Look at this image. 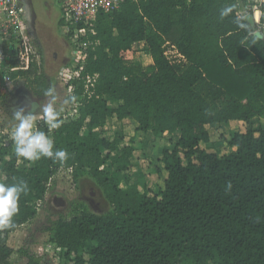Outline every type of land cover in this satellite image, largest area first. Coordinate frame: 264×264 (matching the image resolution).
Instances as JSON below:
<instances>
[{"label":"trees","instance_id":"1","mask_svg":"<svg viewBox=\"0 0 264 264\" xmlns=\"http://www.w3.org/2000/svg\"><path fill=\"white\" fill-rule=\"evenodd\" d=\"M252 4L137 0L99 15V45L73 82L75 118L60 117L59 129L37 128L69 158L28 161L0 138V183L24 180L29 187L14 226L0 230V264H11L15 254L26 264H46L29 247L16 252L7 240L37 218L51 182L70 168L75 183L88 179L102 191L110 210L96 214L75 202L51 223L46 233L63 264H264V130L252 127L264 116V39L253 43L234 22ZM224 7L232 9L228 17L220 16ZM139 43L149 65L131 60ZM168 46L183 62L166 56ZM32 58L23 63L5 46L0 70L7 67L12 80L43 96L49 86ZM10 93L0 85V103ZM114 118L155 137L179 134L163 151V188L151 192L132 182L136 148L121 134H102ZM232 122L247 129L230 136L228 152L202 147H211L210 127Z\"/></svg>","mask_w":264,"mask_h":264},{"label":"rangeland","instance_id":"2","mask_svg":"<svg viewBox=\"0 0 264 264\" xmlns=\"http://www.w3.org/2000/svg\"><path fill=\"white\" fill-rule=\"evenodd\" d=\"M35 7L37 12L36 30L42 47L41 54L44 58L45 67L43 66V69L48 76L54 79L56 73L52 69L58 65L54 55H57L61 65L71 57V51L66 44L59 24L61 5L59 0H35ZM251 7L252 5L248 9ZM30 45H27V51L26 46L22 43H14L11 45L10 50L21 53V58L27 61L29 54L32 57L35 56L33 44ZM167 56L174 64L183 62L182 57L171 46L167 48ZM131 60L135 65H149L152 62L143 43L134 45ZM73 65L74 63L69 61L66 66V74L59 79L62 99L66 96H74L73 91L70 89L74 77V71L71 67ZM6 68L0 70V85L12 93L13 86L23 82L21 80L16 83V81L10 80ZM77 106V101L64 106L61 111V118L64 120L75 118ZM7 109L4 103H0V138H3L7 144L12 142L13 151L15 152L13 131L16 121ZM41 126L47 127L43 116L38 115L36 129ZM252 127L256 130H264V116L256 118L252 123ZM246 129L247 125L237 122L210 127L211 147L209 148L205 144L202 147L222 154L226 153L228 152L227 140L230 136L236 132H244ZM102 134L111 139L116 134H121L125 138V144H132L136 148L132 159L134 167L130 172L132 182L139 183L142 190L148 188L151 192L164 187L167 174L161 161L163 151L166 148L173 147L179 139L178 133L155 137L151 133L139 132L136 123L133 121H118L114 118L110 119L105 128L102 129ZM75 202L85 203L96 214H103L110 210L102 191L92 181L82 179L77 184L74 182L72 174L66 170H61L51 182L45 201L39 203L37 218L13 232L8 237V246L16 252L23 247H29L34 253L41 256L46 264H63V254L49 242L50 234L46 233V229L60 214H66ZM11 264H26V260L15 254Z\"/></svg>","mask_w":264,"mask_h":264},{"label":"built area","instance_id":"3","mask_svg":"<svg viewBox=\"0 0 264 264\" xmlns=\"http://www.w3.org/2000/svg\"><path fill=\"white\" fill-rule=\"evenodd\" d=\"M129 1L135 2L137 0H59L61 5L60 26L71 48L70 61L74 63L71 66L74 71L73 82L80 78L90 51L99 45V41L95 39L99 15L114 13ZM246 11L248 15H252L258 26L264 24V0H253L252 7ZM257 12L260 13L259 19L256 17ZM244 13L240 12V15L244 16ZM29 39L23 0H0V53L4 46L11 49V45L14 43H22L28 51L27 45L31 46ZM18 54L23 63H27L32 57L29 54V59L24 61L20 56L21 53ZM66 71H64V75ZM9 78L11 80L10 75ZM96 78V76L88 77L86 88L94 83ZM70 89L74 91L73 83ZM66 171L73 174L71 168Z\"/></svg>","mask_w":264,"mask_h":264},{"label":"clouds","instance_id":"4","mask_svg":"<svg viewBox=\"0 0 264 264\" xmlns=\"http://www.w3.org/2000/svg\"><path fill=\"white\" fill-rule=\"evenodd\" d=\"M231 13L230 7H224L220 11V16L228 17ZM247 18L248 13L245 11L244 17L237 18L234 22L241 29L247 31L248 37L253 43L264 39V32L255 30L244 22ZM43 96L46 102L40 106L38 113L34 112L32 108L26 110L22 107L15 108L12 113V117L16 121L13 131L15 154L18 158L32 162L39 161L41 158H49L53 162L63 163L69 158L68 152L56 148L50 136L44 131L37 130L36 121L38 115H42L50 130L59 129L63 124V120L60 118L63 107L69 103H75L77 98L66 96L62 99L55 86L45 89ZM229 187L231 186L229 185ZM28 191V184L24 180L11 184L0 183V230H7L14 226V217L19 212V201L21 196L26 195Z\"/></svg>","mask_w":264,"mask_h":264},{"label":"flooded vegetation","instance_id":"5","mask_svg":"<svg viewBox=\"0 0 264 264\" xmlns=\"http://www.w3.org/2000/svg\"><path fill=\"white\" fill-rule=\"evenodd\" d=\"M23 9L26 17L27 30L30 36L29 40L33 44V49L35 50L34 59L38 63V66L41 67L45 79L48 83V86L49 87L55 86L58 89L59 93L61 94V91L59 89V79L63 77L64 71L66 70L67 64L71 60V57L63 65H61L57 55H54V58L57 60L56 64L58 65L54 66L52 70L54 73H56L55 76L56 78L53 79L50 76H48L47 72H45V70L43 69L44 58L43 55L41 54L42 47L41 44L39 43L40 39L38 37L36 30L37 12L35 7V0H23ZM65 41L71 51L69 43L67 42L66 39ZM45 102L46 99L44 96L37 95L33 90H31L27 86L26 83H22L13 86L12 93L7 97L6 101H4L3 103L8 108L7 111L13 113L14 109L17 107H22L25 108L26 110H30L32 108L34 112H38L40 110V106H42V104Z\"/></svg>","mask_w":264,"mask_h":264},{"label":"water","instance_id":"6","mask_svg":"<svg viewBox=\"0 0 264 264\" xmlns=\"http://www.w3.org/2000/svg\"><path fill=\"white\" fill-rule=\"evenodd\" d=\"M246 21H248V23L254 27L257 28V24L256 21L253 19L252 15H248V18L246 19ZM259 31V30H258Z\"/></svg>","mask_w":264,"mask_h":264},{"label":"crops","instance_id":"7","mask_svg":"<svg viewBox=\"0 0 264 264\" xmlns=\"http://www.w3.org/2000/svg\"><path fill=\"white\" fill-rule=\"evenodd\" d=\"M257 14V13H256ZM259 17H260V13H259ZM257 24V23H256ZM257 27H258V30L259 31H262L264 29V24H262L261 26H258L257 24ZM173 48V47H172ZM177 51V50H176Z\"/></svg>","mask_w":264,"mask_h":264},{"label":"bare ground","instance_id":"8","mask_svg":"<svg viewBox=\"0 0 264 264\" xmlns=\"http://www.w3.org/2000/svg\"><path fill=\"white\" fill-rule=\"evenodd\" d=\"M257 14H259V12H257ZM257 14H256V17H257V19H259V15H257Z\"/></svg>","mask_w":264,"mask_h":264}]
</instances>
